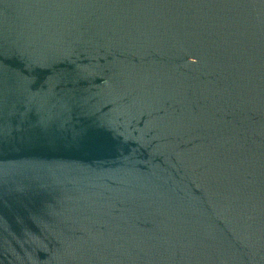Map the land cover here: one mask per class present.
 I'll list each match as a JSON object with an SVG mask.
<instances>
[{"label": "water", "instance_id": "water-1", "mask_svg": "<svg viewBox=\"0 0 264 264\" xmlns=\"http://www.w3.org/2000/svg\"><path fill=\"white\" fill-rule=\"evenodd\" d=\"M0 264H264V0H0Z\"/></svg>", "mask_w": 264, "mask_h": 264}]
</instances>
